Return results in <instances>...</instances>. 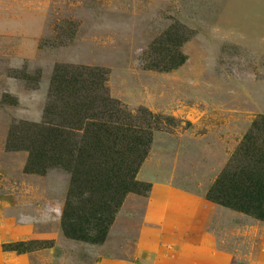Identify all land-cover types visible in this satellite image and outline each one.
<instances>
[{"label":"rangeland","instance_id":"1","mask_svg":"<svg viewBox=\"0 0 264 264\" xmlns=\"http://www.w3.org/2000/svg\"><path fill=\"white\" fill-rule=\"evenodd\" d=\"M263 118L264 0H0V264H245L264 223L216 201ZM130 138L105 240L66 238L65 167Z\"/></svg>","mask_w":264,"mask_h":264},{"label":"trees","instance_id":"2","mask_svg":"<svg viewBox=\"0 0 264 264\" xmlns=\"http://www.w3.org/2000/svg\"><path fill=\"white\" fill-rule=\"evenodd\" d=\"M94 126L104 127L98 124ZM120 133L123 134V130ZM106 137L108 139L109 136H100L98 141L101 143ZM149 142L142 143L133 138L126 142L120 139L116 140L114 143H119V149L122 144L127 146L126 151L121 150L115 153L119 157V163L115 161V167L119 171L117 174H113L108 169L111 166L108 167L106 164V161L113 157L98 151L90 152V157L83 156L82 159L76 157L74 163L72 162L73 165L65 167L72 176L73 184L77 178L84 175L81 180L82 189L74 190L76 186H72L67 196L61 220V228L66 238L91 244H100L105 240L108 228L124 196L133 192L134 175L133 170H129L134 162L132 156L137 153L134 150L142 148L144 145L138 155V158L144 159L147 151L146 145ZM107 143L109 142L107 141ZM107 148L112 150L110 147ZM255 156L254 154L253 158L258 161L259 159H256ZM57 158L61 159L62 156L58 154ZM98 162H101V165H97ZM127 171L128 173H126ZM237 173L225 176V182L223 181L222 188L219 189L221 197H218L216 202L264 223L263 170L254 163L244 170L237 171ZM84 187L86 190L78 193ZM28 247L27 244L17 243L6 246L5 249L21 254L28 251Z\"/></svg>","mask_w":264,"mask_h":264},{"label":"crops","instance_id":"3","mask_svg":"<svg viewBox=\"0 0 264 264\" xmlns=\"http://www.w3.org/2000/svg\"><path fill=\"white\" fill-rule=\"evenodd\" d=\"M261 239H263V242L260 244L261 249L258 255L249 253L241 257L245 264H264V237H261Z\"/></svg>","mask_w":264,"mask_h":264}]
</instances>
